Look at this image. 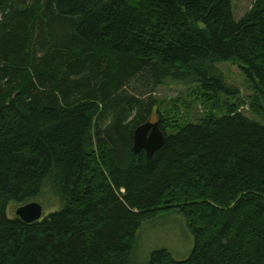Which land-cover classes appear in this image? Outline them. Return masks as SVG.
I'll list each match as a JSON object with an SVG mask.
<instances>
[{"label": "trees", "instance_id": "trees-1", "mask_svg": "<svg viewBox=\"0 0 264 264\" xmlns=\"http://www.w3.org/2000/svg\"><path fill=\"white\" fill-rule=\"evenodd\" d=\"M223 61L252 78L264 119V0L239 21L232 0H0V264H130L142 224L172 212L194 249L149 264H264V122L227 104L168 132L152 97L238 93ZM152 113L166 140L148 157L133 137ZM47 188L56 211L8 217Z\"/></svg>", "mask_w": 264, "mask_h": 264}, {"label": "rangeland", "instance_id": "rangeland-1", "mask_svg": "<svg viewBox=\"0 0 264 264\" xmlns=\"http://www.w3.org/2000/svg\"><path fill=\"white\" fill-rule=\"evenodd\" d=\"M254 1L232 0L234 19L239 21L250 10ZM217 67L222 71L226 83L239 89L238 93L230 95L222 93L217 98L213 94L205 93L198 84L190 86L166 84L157 87L152 97L158 99L159 112L163 115L162 118L168 132L178 131L187 123L198 122L207 114L222 116L228 113L227 104L236 105L238 111L246 116L264 122L261 116L255 115L251 110V98L255 95L254 82L241 64L223 61L219 62ZM143 90L139 84L127 87V91L132 94ZM140 98L144 101L148 99L147 96H140ZM149 120L156 121V113H152ZM32 201H37L43 206L42 217L60 207L58 197L50 188L45 189L43 194ZM21 205L24 204L11 202L7 208L8 217H16V209ZM194 246L195 236L186 216L179 212H172L142 224L130 255V264H149L152 253L158 249H167L176 260H186L191 255Z\"/></svg>", "mask_w": 264, "mask_h": 264}, {"label": "water", "instance_id": "water-1", "mask_svg": "<svg viewBox=\"0 0 264 264\" xmlns=\"http://www.w3.org/2000/svg\"><path fill=\"white\" fill-rule=\"evenodd\" d=\"M166 140L165 132L162 130L159 121L147 120L139 124L134 130L133 146L139 152L145 150L148 157L160 149ZM16 214L25 222L31 223L41 219L43 216V206L32 201L19 206Z\"/></svg>", "mask_w": 264, "mask_h": 264}]
</instances>
